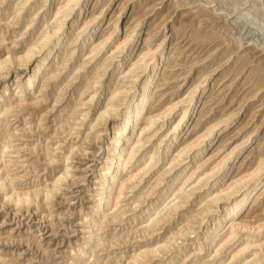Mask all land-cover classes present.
<instances>
[{
    "label": "rangeland",
    "instance_id": "1",
    "mask_svg": "<svg viewBox=\"0 0 264 264\" xmlns=\"http://www.w3.org/2000/svg\"><path fill=\"white\" fill-rule=\"evenodd\" d=\"M0 1L2 2L0 6V40L3 39L0 42V58H2L8 54V51L19 54L26 42L36 35V30L32 29L30 33L20 37L17 45L10 44L15 36H21V30L19 25H12L14 22L12 19L6 21L7 15L14 6V0ZM43 1L35 0L31 9H36L37 5H41ZM96 1L100 3L102 0H92L94 4ZM92 2L89 12L94 7ZM109 4L106 17L99 24V30L106 31L112 21L118 22L116 32L112 35L109 43L123 36L135 17L145 14L132 33L135 36L132 44L136 45L132 52L126 54V56L129 55V58H134L145 45V37H151L147 43L149 46H154L162 39L166 40L167 59L170 57L167 60L168 64L176 66L173 69L167 68V71H163V68L161 71V76L166 72L170 78L161 87L162 92H165L163 100L174 97L186 89L193 80L198 79L199 75L208 72L209 79L205 84L209 88V94L212 92V98L208 97L209 102L207 103L203 99L201 103V108L204 105L207 109L212 107L206 119L217 116L225 110L236 112L235 125L219 134V137L226 134L225 138L233 136V139L228 142L226 148L195 172L189 181L191 183L185 186V192L180 197H184L197 184L195 178L200 171L212 161L218 160L219 155L223 156L227 152L226 149L230 150L247 131L256 128L251 142L240 151L235 164V172L238 167L244 169L252 164L259 149H264V87L254 97V93L251 92L254 84L264 83V0H111ZM112 16V21L104 25L106 19ZM196 31L203 33L205 38L195 39ZM172 44L176 45V48L169 54ZM105 51L106 49L103 50V52ZM80 58L81 54L74 53L72 61L68 65ZM116 59H120V57ZM95 61L89 63L80 77L74 80H72V75L69 78L66 77L70 69L68 66L57 82L43 87L47 93H45L46 99H43L45 94L39 98V92L35 93L36 98L33 93L22 94V97L14 95L12 101H16L15 105H18L19 100H22L21 106L25 103L26 107L14 108L2 117L0 122V175L8 171L12 178L11 185L18 191L34 192L37 190L39 192L37 198L31 203L25 200L18 202L16 198L8 200V197L5 196V188L0 186V264H71L72 251L86 239L83 216L87 215L95 205L94 199L97 197L99 180L94 168L97 162L103 166L108 159L107 151L100 156L96 152L108 137V130L115 122L113 118H110L109 121H102L94 126L92 131H101L98 138L89 133L91 130L86 125L90 116L102 106L107 95L106 91L95 97L96 103L84 125L79 124L77 114H71L73 104L79 103L76 94L81 88L80 83L91 80L93 65L98 64V60ZM36 62L37 60L33 59L24 68L12 67L9 70H4L3 76H0V91L8 87L13 89L15 80L22 83L27 76L28 69L34 67ZM113 67L114 65L109 68L111 70L109 78L114 79L117 69L112 71ZM239 70L240 72H237ZM185 75L186 78L183 79ZM124 81H128V79ZM122 84L126 85L128 82ZM57 97L63 99H58L61 102L56 104ZM38 100L43 101L39 102ZM158 103L155 102L153 107ZM167 126V124L164 125L163 129H166ZM71 128V131H77V133L69 134ZM192 128L191 125L185 131L184 138L191 134ZM238 128L242 130L237 132ZM5 131L9 132L6 140L7 147L1 150L5 141ZM154 141L152 140V142ZM215 143V140L209 143V145L212 144L209 146L210 150L216 147ZM73 144L74 147L71 148ZM144 150L145 148L141 152ZM206 153L207 151L200 156L197 154L189 158L190 163L187 164L185 172L179 170L180 166L173 168L158 187H162L177 174L180 175V178L187 176L186 173L192 171L198 165L197 161ZM67 155L68 161L65 160ZM50 156H54V160H50L51 162L48 161ZM144 156L141 153L139 159L144 160ZM156 158H161L160 153ZM165 163V161H161L149 176L138 183L134 190H125L120 203L122 216L117 215L115 219L112 218V222L105 221L103 224H98L97 245H101H95L93 248L91 253L92 258L95 259L93 264H127L141 245L164 239L170 236L168 235L170 232H177L185 225L195 233L186 234L181 238H177L179 237L177 236V240L173 238L171 252L167 255L157 252L156 254L161 253L159 255H163V257L158 255L150 262L138 259V264L167 263L170 258L169 254L184 243L187 237L192 244L182 252V257L174 264H218L219 262L228 264L231 248L224 249L214 261H209L213 256L209 255V251H199L204 236H207L205 234L207 229L213 224V221H207L208 218H204L199 210L200 205L198 204L201 197L207 194L206 191L195 192L188 198L178 197L175 202L180 201L182 206L177 213H174L175 215L170 217L169 221L158 226L159 230L153 234L147 235L142 232L141 225L138 223L143 217L146 218L148 213L142 214L143 209L139 210V208H142L146 205L147 200L149 201L155 196L154 185L150 186V182L155 180L156 174L162 173L168 167ZM66 165L70 166L66 169V177L58 181L57 190L53 191L52 197L46 203L44 195L51 189L52 183H55L60 174L64 172ZM177 182L178 180L169 183V185H175ZM142 191L145 192L146 199L142 198L140 201L134 202L136 195ZM263 204L264 194L253 206L247 208L246 218L252 220L256 215L263 214L264 211L260 210ZM213 208L218 210L216 206ZM111 213L108 211V214ZM184 217H189L188 223L182 222ZM218 234L215 241L219 239ZM254 234L255 236L249 238L252 243L247 253H251L250 251L256 248L260 250V253H263L264 251L255 246L260 240V232ZM174 240H176L175 243ZM261 263L257 262V264Z\"/></svg>",
    "mask_w": 264,
    "mask_h": 264
},
{
    "label": "bare ground",
    "instance_id": "2",
    "mask_svg": "<svg viewBox=\"0 0 264 264\" xmlns=\"http://www.w3.org/2000/svg\"><path fill=\"white\" fill-rule=\"evenodd\" d=\"M34 2L35 0H14V6L6 17V21L12 19L14 21L12 25H19L21 30V36H15L10 44L17 45L19 38L30 33L32 29L36 30V35H34L36 37L33 36L26 42L19 54L8 51L6 56L0 58V76H3L4 70H9L12 67L24 68L33 59L37 62L34 67L28 69L27 76L22 83L15 80L13 89L8 87L0 91V122L6 113L21 106L22 100L17 102L18 105H15L16 101H12L14 95L22 97V94L33 93L35 97V93L39 92L40 98L46 93L43 87H48L53 82H57L68 66L70 69L68 73L66 72V77L69 78L72 75V80H74L80 77L89 63L98 60V64L93 65L94 69L91 72V80L93 81L89 79L80 83L81 88L76 94L79 103L76 102L77 104L71 105V114H77V119L80 121L78 123L84 125L93 105L96 103L95 97L97 94L106 91L107 95L102 106L90 116L86 125L91 130L89 133L98 138L101 131H92L94 126L102 121H109L110 118L115 121L108 130V137L96 152L100 156L107 151L108 159L103 166L97 162L94 168L99 180L97 197L94 199L95 205L87 215L83 216L87 236L85 241L72 251L71 264H93L95 259L92 258L91 253L97 245L98 224H103L105 221L112 222L111 220L112 218L115 219V216L123 215V212L120 211L122 206L120 203L125 190H134L138 183L149 176L161 161L166 162L168 167L163 172L161 171L162 173L156 174L155 180L150 182V186L154 185L155 196L149 201L147 200L146 205L139 208V210L143 209L142 214L148 213L146 218L143 217L138 223L141 225L142 232L149 235L159 230L158 226L169 221L170 217L181 208L180 201L175 202V200L185 192V186L191 183L189 181L195 172L207 164L218 152L226 148L228 142L233 139V136L225 138L226 134L223 137H219V134L235 125L236 112L225 110L217 116L206 119L212 107L207 109L204 105L201 108V103L203 99L207 103L209 102L208 97L212 98V92L209 94V88L205 84L209 79L208 72L199 75L198 79L193 80L186 89L174 97L163 100L162 97L165 92H162L161 87L170 78L166 72L161 76V71L163 68V71H167V68L173 69L176 66H169L168 64L167 60L170 57L167 59L166 40L162 39L154 46H149L147 43L151 37H145V45L137 55L134 58H129V55L126 56L135 48L136 44H132L135 36L132 33L145 14L133 17L132 24L128 26L123 36L109 43L112 35L116 32L118 22L112 21L113 16L107 18L104 25L107 22L112 21V23L106 31L99 30V24L106 17L107 6L110 5L111 0H102L100 3L96 1L95 4L92 0H44L41 5L38 4L36 9L32 10L31 6ZM91 2L94 7L89 12ZM1 4L0 1V6ZM27 9H29L28 12ZM22 14L24 15L22 16ZM37 19L38 22L36 23ZM135 23L137 25H134ZM202 34L200 31H196L194 38L201 40L205 36ZM177 43L176 45H178ZM173 44L169 54L174 52L172 50L176 48V45ZM104 49H106L105 52H103ZM76 52L81 54V58L68 65ZM117 57L120 59H116ZM112 65H114L112 71L117 69L114 79L109 78L111 71L109 68ZM185 78L186 75L183 79ZM125 79L128 81H124ZM123 82H128V84L123 85ZM263 87L264 83L262 82L254 84L251 89V92L254 93L253 97ZM46 94L43 99H46ZM62 97H57L56 104L60 101L58 99L64 98ZM54 98L56 97L54 96ZM38 101L42 102L43 100ZM38 101L35 102L39 103ZM155 102L159 103L153 107ZM24 104L21 106L22 108L26 107ZM166 124L168 125L167 128L163 129ZM191 125L193 126L191 134L184 138L183 134ZM255 129L247 131L230 150L226 149L227 152L223 156L220 157L219 155L218 160L212 161L200 171L195 178L197 184L184 197H180L188 198L195 192H207L201 197L198 205H200L199 210L204 218L207 217V221H213V224L207 229L205 233L207 236H204L199 251H209V255H213L209 261H214L224 249L231 248L228 264H235L236 262H239L238 264H257L259 261L261 263V259L263 260L261 264L264 263V252L260 253L258 248L247 253L252 243L249 238L255 236L254 233L256 232H260L261 237L255 246L264 251V213L255 214L256 216L252 220L247 219V215H245L247 208L253 206L264 194V149H259L252 164L244 169L238 167L235 172V164L240 151L251 142ZM71 130L72 128L70 133L68 132L69 134L77 133V131ZM240 130L242 129L240 128L237 132ZM8 135L9 132L5 131V141L1 150L7 147ZM152 140L155 141L152 142ZM214 140L216 147L210 150L209 146L213 143L210 145L209 143ZM72 147L74 144L71 145ZM144 148L145 150L141 152ZM206 151V155L197 161L198 165L195 164L194 169L186 173L187 176L180 178V175L177 174L167 181V185L164 183L162 187H158L173 168L180 166L179 170L185 172L187 164L190 163L188 159L197 154L200 156ZM141 153L145 155L144 160L139 159ZM159 153L161 158L157 159L156 156ZM53 157L50 156L48 161H53ZM203 158L205 159L203 160ZM68 159L67 155L65 160L68 161ZM68 167L70 166H65L64 172L60 174L55 183L53 182L54 184L52 183L51 189L49 188L50 190L44 195L46 203L52 197L53 191L57 190L58 181L66 177ZM9 175L11 174L8 171L0 175V186L5 188V196L8 197V200L9 198H16L18 202L25 200L31 203L37 198L39 192L37 190L34 192L16 190L11 185L12 178ZM176 180L178 182L175 185H169ZM253 194L254 196L251 198ZM142 198L146 199L143 191L136 195L134 202L140 201ZM250 198L251 200L248 202ZM214 206L218 207V210L214 209ZM263 206L260 210L264 211ZM108 211L112 213L108 214ZM217 213L219 214L214 215ZM188 221L189 217H184L182 222L188 223ZM194 233V230L185 225L177 232H170L168 234L170 236L164 239L143 244L127 264H138V259H145V262H150L161 254H156L157 252H163L167 255L171 252V240L173 238L177 236H179L177 238H181L186 234ZM217 234L219 239L215 241ZM188 238L174 252L169 254L170 258L168 261L166 260L167 263L165 264H174L182 257V252L192 244ZM176 240L173 242L175 243ZM159 256L163 257V255ZM186 257L188 256L186 255ZM218 264H223V262Z\"/></svg>",
    "mask_w": 264,
    "mask_h": 264
}]
</instances>
